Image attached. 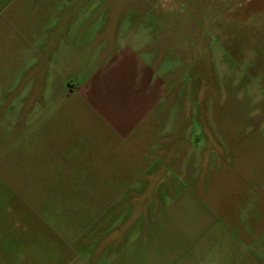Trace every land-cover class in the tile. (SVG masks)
Instances as JSON below:
<instances>
[{
	"label": "rangeland",
	"instance_id": "374dc122",
	"mask_svg": "<svg viewBox=\"0 0 264 264\" xmlns=\"http://www.w3.org/2000/svg\"><path fill=\"white\" fill-rule=\"evenodd\" d=\"M162 1L170 35L183 27L192 40L185 59L170 42L173 98L144 125L155 136L112 150L56 143L49 121L0 132V195L10 197L13 230L1 237L9 245L0 246V264H178L194 205L224 220L227 211L239 214L227 188L237 183L233 171L215 173L193 153L224 145L225 137L210 136L209 116L264 114V0ZM260 150L264 163V142Z\"/></svg>",
	"mask_w": 264,
	"mask_h": 264
},
{
	"label": "crops",
	"instance_id": "0c3cea01",
	"mask_svg": "<svg viewBox=\"0 0 264 264\" xmlns=\"http://www.w3.org/2000/svg\"><path fill=\"white\" fill-rule=\"evenodd\" d=\"M165 10L162 0H0V132L22 133L31 125L38 130L49 121L56 143L112 150L155 136L144 125L159 120L173 98L170 42H177L185 59L192 40H186L183 27L170 35ZM183 71L181 62L182 77ZM209 118L210 136L225 137L224 145L193 155L215 173L233 171L237 183L227 188L240 211L232 218L227 211L224 220L204 203L207 211L194 205L183 227L187 236L178 264H264V163L259 161L264 114ZM214 122H225V131L217 124L214 129ZM79 146L73 151L79 153ZM4 180L0 173V183ZM0 196L3 249L9 241L1 237L13 230L10 197Z\"/></svg>",
	"mask_w": 264,
	"mask_h": 264
}]
</instances>
